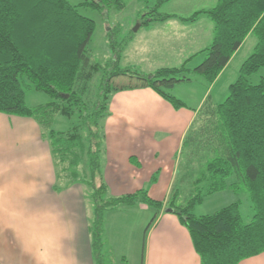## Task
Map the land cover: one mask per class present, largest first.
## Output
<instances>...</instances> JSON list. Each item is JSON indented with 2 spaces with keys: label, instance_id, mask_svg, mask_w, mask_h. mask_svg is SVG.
I'll return each instance as SVG.
<instances>
[{
  "label": "trees",
  "instance_id": "obj_1",
  "mask_svg": "<svg viewBox=\"0 0 264 264\" xmlns=\"http://www.w3.org/2000/svg\"><path fill=\"white\" fill-rule=\"evenodd\" d=\"M94 1L86 0L83 5L102 8L119 2ZM200 14L214 23V36L205 59L193 69L183 63L143 74L121 68L117 53L105 69L108 75L97 93L90 95L89 83L103 68L92 61L89 49L96 22L68 0H0V112L38 121L50 141L58 179L90 187L97 264H103L104 259L101 234L105 210L139 203L158 211L164 207V202L150 198L145 189L119 197L107 194L106 183L101 180V161L112 93L149 87L174 106H183L185 103L165 88L190 81L193 74L215 81L250 33L257 38L254 52L243 62L228 96L218 104L207 98L184 137L180 174L165 208H171L188 227L201 264H239L264 252V77L258 83L249 78L264 68V0H218ZM153 17L165 20L171 15ZM121 75L137 81L114 85L113 79ZM29 86L46 92L51 100L28 105ZM58 115L72 118V126L54 129ZM230 176L234 180L228 184ZM97 180H101L100 185ZM204 181L209 182L207 190ZM227 185L235 191H248L254 208L251 221H243L238 203L213 214L193 213L206 194L224 190Z\"/></svg>",
  "mask_w": 264,
  "mask_h": 264
},
{
  "label": "crops",
  "instance_id": "obj_2",
  "mask_svg": "<svg viewBox=\"0 0 264 264\" xmlns=\"http://www.w3.org/2000/svg\"><path fill=\"white\" fill-rule=\"evenodd\" d=\"M172 16L150 20L146 25L145 39L156 32L173 37L163 44L150 41L147 52L142 38L134 55L137 63L144 61L147 65L137 72L152 74L163 67L187 66L197 54H206L214 36L212 20L205 14L194 21ZM186 38L189 41L184 43ZM150 50L158 60L152 58ZM159 51L163 52L161 56ZM204 102L202 97L201 106ZM200 107H176L149 87L112 93L101 161V180L106 183L107 194L119 197L145 189L150 198L164 202V207L156 209L155 220L143 236L126 235L120 221L126 220L124 216L133 209L134 213L149 214L150 205L105 210L103 264H133L130 258L134 253L139 255V264H201L188 227L179 215L167 211L171 208H165L180 174L184 137ZM57 174L50 141L38 121L0 112V264H97L90 187L83 182L67 184ZM107 242L112 244L109 249L105 248ZM107 250L112 257H107ZM239 264H264V252Z\"/></svg>",
  "mask_w": 264,
  "mask_h": 264
},
{
  "label": "rangeland",
  "instance_id": "obj_3",
  "mask_svg": "<svg viewBox=\"0 0 264 264\" xmlns=\"http://www.w3.org/2000/svg\"><path fill=\"white\" fill-rule=\"evenodd\" d=\"M68 1L72 5L77 6L82 15L89 17L96 22V28L89 43V49L91 51L92 61L99 62L103 68L95 73L89 83L90 95H95L105 79V69L109 64L112 65L111 61L115 59L117 53H120L121 68H131L136 71L139 67L147 65L144 61L140 64L137 63L136 55H134L135 46L142 38L145 42L143 50H146L147 52L150 41L152 43L161 42L163 44L166 41L165 39L173 37V35H166L169 33L165 34L164 32H156L152 35L154 37H148L149 39H145L143 32L146 29V25L150 24L149 21L154 20L153 16L169 14L173 17V14L184 21H189L191 17H197L198 12L204 10L203 8H211L214 0H119L118 3L112 1L110 4H105V7L102 8L83 5L86 0ZM94 2L99 3V0H95ZM154 9H157L156 13L153 11ZM137 26L138 29L135 30ZM183 41L186 43L189 41V38H186V40L183 39ZM256 42L257 38L254 34L246 37L245 43L240 49L238 55L231 61L221 77L218 75L219 77H217L215 81L210 82L199 74H193L190 75V81L178 83L173 88H165V91L174 95L190 107H200V100L202 97H204V100L210 98L214 103L222 102L229 94L230 85L238 79L243 62L254 52ZM141 50L142 49H140V51ZM149 53H154L152 54L153 59H156L158 56L155 54L154 50H150ZM141 54L142 52H139V59L142 58ZM157 54L161 56L163 52L159 51ZM202 54L203 53L197 54L190 62H188L187 67L193 69L197 64L203 61L206 54L204 53L203 56ZM158 58L159 57H157V60ZM262 77H264V68H261L258 72L250 75L249 78L253 83H258ZM232 78L233 82L230 84ZM113 80L114 85L133 84L137 81V79L123 75L115 77ZM25 81L26 83L29 82L27 78ZM27 84H30V82ZM50 100L51 96L46 92L39 91L33 86L26 88V102L28 105L36 106ZM72 122V118L58 115L53 127L57 130H66L72 126ZM233 180V176H230L227 183L230 184ZM96 183L100 185L101 182L100 180H97ZM208 187L209 182L204 181V189L207 190ZM88 192L91 193L90 188ZM184 195L185 194L183 193L181 196L182 200L185 199ZM232 203L239 204L240 214L244 222L247 223L251 221L254 214V208L248 191L245 189L235 191L229 187V185H227L224 190L206 194L202 201L197 203L194 207L193 213L196 216L213 214ZM156 209L157 208L154 206H150L149 214L143 212L139 213L138 211L134 213V210L136 209L129 211L128 215L124 216L126 217V220H123L122 218V221H120L121 225L124 226L123 230L126 235L130 233V235L135 234L136 236H140L141 233V236H143V232H145L149 225H151ZM143 216L145 218H143ZM104 220L105 218L103 217V225ZM133 223L135 224L134 226ZM110 245L112 244L107 242L105 248L109 249ZM107 251V257H112L111 251ZM130 259L134 262L133 264H139V255L137 253H134Z\"/></svg>",
  "mask_w": 264,
  "mask_h": 264
},
{
  "label": "water",
  "instance_id": "obj_4",
  "mask_svg": "<svg viewBox=\"0 0 264 264\" xmlns=\"http://www.w3.org/2000/svg\"><path fill=\"white\" fill-rule=\"evenodd\" d=\"M138 29V26H137V28H135V30H137ZM64 97H67V95H65ZM167 211H172V209H167Z\"/></svg>",
  "mask_w": 264,
  "mask_h": 264
}]
</instances>
